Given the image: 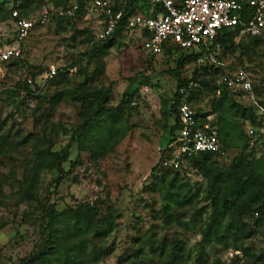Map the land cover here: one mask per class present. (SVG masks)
<instances>
[{"label":"rangeland","instance_id":"374dc122","mask_svg":"<svg viewBox=\"0 0 264 264\" xmlns=\"http://www.w3.org/2000/svg\"><path fill=\"white\" fill-rule=\"evenodd\" d=\"M18 1L27 2L30 8L46 3L54 6L56 2ZM0 2L9 9L17 0ZM36 12L31 15L36 16ZM104 22L103 11L88 0L73 27L62 30L51 22L33 30L21 45L24 59L44 74L52 69L58 74L65 68L64 81L54 83L43 79L37 98L27 94L7 98L8 88L33 77L26 65L9 67L0 63V222L6 224L0 229V264H21L44 244L40 210L30 208L22 196L25 168L36 151L47 147L49 141L59 150L70 144L71 155L64 163L60 182H56L57 171L43 173L41 197H49L58 211L78 201H99L102 212H106L109 203L117 212L116 227L110 235L106 238L88 235V250L96 247L107 249L108 253L96 261L84 256L82 264H163L165 258L169 260L180 248L186 264H201L200 258L205 264H264V208L243 217L246 228L237 249L232 239L220 243L214 233L208 234L211 219L209 203L205 200L207 180L199 169L187 166L173 188L170 179L163 184L156 179L157 171L153 168L161 159L169 132L161 121V107L164 100L173 103L176 97L177 80L171 71L176 68L177 56L164 53L151 58L143 49L144 31L128 26L106 56L104 70L96 72L94 65L87 67V59L82 55L89 48L86 38L90 33L97 37ZM14 33L10 19L0 22L2 44H16ZM78 58L82 62L72 66ZM226 63L231 68H246L260 92L258 98L264 100V45L250 55L239 49L227 57ZM193 69L194 65L188 64L182 75L189 77ZM87 79H91L90 84L83 90L112 84L110 104L114 106L119 104L124 92L137 90L139 97L131 105L136 107L129 119L132 129L124 138L120 137L122 140L117 135L111 136L108 126L101 122L83 140L85 149L79 152L78 128L84 112L82 102L73 99L70 91ZM221 91L217 88L215 92H204L194 103V109L212 112ZM58 93H64V97L54 105L52 100ZM231 95L236 102L251 107L248 96ZM218 112L221 111L213 112L208 120L217 122ZM257 116L258 124L233 118L243 136L231 132L229 144L215 158L221 166H229L238 155H247L264 172V115L257 110ZM122 125L127 127L124 120ZM251 129L254 133H250ZM98 144L105 150L103 156L91 152ZM78 154L80 162L72 166ZM227 222V219L222 221L221 230H225ZM83 237L67 243H72L68 252L74 258L82 255L83 250L77 244ZM163 246L166 257L160 256ZM60 253L64 252L47 256L54 264Z\"/></svg>","mask_w":264,"mask_h":264},{"label":"trees","instance_id":"16d2710c","mask_svg":"<svg viewBox=\"0 0 264 264\" xmlns=\"http://www.w3.org/2000/svg\"><path fill=\"white\" fill-rule=\"evenodd\" d=\"M74 1L79 4L77 15L73 18L65 17L55 19L53 23L56 24L57 28L66 30L67 28L73 27L77 19L84 13V8L88 0H56L55 3L53 2L55 7L60 8L67 7ZM47 5L46 3L38 7L30 8L31 6H29L27 2L17 0L14 6L7 9L6 6L0 2V22H4L8 19L13 22L12 12L14 10H18L21 16L28 18L32 17V12L36 10V15H39ZM151 5L150 0H129V11L130 13L149 15ZM159 11H161V8L155 7L152 14L156 15ZM244 12V20H248L253 17L254 9L245 6ZM107 24L108 18L105 16L103 26L105 27ZM39 25L40 24H36L34 29ZM126 28H128V25L124 17L117 26L115 32L106 40L99 41L97 37L90 33L89 37L86 38L87 43H89V48L82 55L87 59L88 68L94 65V71L102 72L104 70V60L106 56L109 54L110 50L116 46L117 37ZM217 45H220L219 51H216ZM263 45L264 40L262 38L250 35L240 36L238 29L224 28L219 31L209 49L203 48L200 50L185 51L180 46L171 44L166 45L162 53L168 54L169 56H177V59H175L176 68L171 71L177 80V91L173 103L166 100L162 103L161 121L164 123V127L169 129L168 142L163 149L158 165L153 168L155 172L157 171V174H154V172L153 174L162 184L170 179V185L173 188L177 184L179 178H181V175H184L187 166L199 169L207 180L205 200L209 203L208 207L211 219L208 226V234L214 233L220 243H226L229 239H232V245L237 249H239L237 242L246 228V223L242 220L243 217H247L253 212L264 208V172H261L253 162L249 160L247 155L236 156L227 167L221 166L215 158L220 156L225 146L229 144L231 132L237 133L240 137L243 136V134L239 132V124L233 121L234 117L248 119L254 124H258L259 122L257 108L252 104L251 107H246L236 102L231 93H240L230 90L225 85H220L218 80L220 76L225 74L230 75L236 69L231 68V65L226 63L228 56L239 49H242L245 53L250 55L251 53H255V48L262 47ZM0 46H5V44L0 42ZM154 56L155 55H152L151 58H154ZM77 62H82L81 58L75 60L71 65L75 66ZM2 63L9 67H22L26 65V67L30 69L29 72L33 77L32 84H29L28 78H26L24 82L17 84L15 87L8 88L5 91L7 98L23 96L22 94H27L32 98L39 97V92L42 89V84L39 80L45 72L30 65L24 59L23 54L18 58H12ZM188 64L194 65V69L189 77L182 75ZM243 69L246 70V68ZM64 70L65 68L52 78L47 79L46 82L51 81L57 83L64 81ZM246 71L250 74L252 79L255 98L264 104V100L258 98L260 92L255 86L252 74L248 70ZM90 81L91 79H87L79 85V88L70 91V95L73 99L82 102L84 112L83 121L78 128V132H80L79 152L85 149L83 140L93 129L98 127L101 122H104L105 125L108 126L111 136L115 137L117 135L119 138H124L127 132L132 129L129 119L132 112H135L136 107H131V105L133 102L136 103L135 98L139 97V91L137 90L134 92H124L119 104L114 106L110 104L112 100V84H109L108 87L100 86L91 90H83L90 84ZM216 82L218 84H216ZM191 83L193 86L189 88ZM183 87L188 89V95L186 97L184 94L180 93V89ZM217 88L222 89V96L220 99L214 101L212 112H203L200 109H194V103L197 102L201 94H204V92L207 93V91L215 92ZM63 97L64 93L56 94L52 100L53 104H58ZM183 99L194 109L198 126L204 128L207 124L209 126L208 130L214 131L217 134L221 142V148L217 152H200L191 155L178 169L164 168L162 166V161L173 152V147H170V145L176 138V133L181 127L178 105ZM218 110L221 111L218 112V121L212 122L211 119L208 120L209 116ZM123 120L126 122L127 127L122 125ZM121 138L120 140H122ZM100 145L98 144L97 148L91 150V152L99 153L98 155L103 156L105 150L102 151ZM70 149V144H67L59 150L49 141L47 147L36 151L34 158L32 161L28 162L25 168L24 191L22 197L30 208L33 210H40V219L44 227L45 235L43 239L44 244L41 246L40 250L35 251L29 257L25 258L21 264H47L49 262L53 264L52 259L47 256L48 253L52 252H64L60 253L58 260L54 262V264H82L84 256H87L88 258L86 259L88 260L96 261L99 257L108 253L107 249L102 250L94 247L92 250H88L86 246L89 241L88 235H93L95 238H106L114 231L117 212L111 203L106 204L105 213L102 212L99 201H78L74 206H69L62 211H58L55 204L50 202L49 197L42 198L40 195V183L45 171H57L59 176L56 182H60L61 175H63L65 171L64 163L69 160L71 155ZM80 157V154H78L71 165H78ZM31 214L32 213H29L28 216H31ZM226 219L228 222L225 226V230H221L223 226L222 221ZM5 225L6 224L0 222V229ZM60 225L64 227L62 226V228ZM81 237L83 238L77 245H79L83 252L82 255L74 258V256H71L68 252L72 243H67L73 240V238ZM181 250L182 248L178 250V253H173L169 260L165 258L163 264H186V260H184L185 254H183V251L180 252ZM166 253V248L163 246L160 251V256L166 257ZM199 261H201V264H205L202 258H200Z\"/></svg>","mask_w":264,"mask_h":264},{"label":"built area","instance_id":"2783aa9c","mask_svg":"<svg viewBox=\"0 0 264 264\" xmlns=\"http://www.w3.org/2000/svg\"><path fill=\"white\" fill-rule=\"evenodd\" d=\"M91 4L100 8L108 18V24L101 29L97 40L110 37L125 17L129 27H138L144 31L143 49L151 55H159L166 45L174 44L185 51L209 49L220 30L233 28L239 35H250L264 40V0H150L149 15L130 13L129 0H90ZM245 6L254 9L253 17L244 20ZM153 7V8H152ZM155 7H160L153 15ZM79 4L72 2L67 7L57 8L47 5L39 15L30 18L21 16L18 10L12 12L15 27V43L0 46V63L22 55L21 44L30 35L36 24L44 25L57 18H73L77 15ZM220 50L217 45L216 51ZM57 74L55 69L43 74L39 82L42 84ZM42 81V82H41ZM30 84L32 78H28ZM218 83L230 90L249 97V101L264 115V106L255 98L250 74L243 68H236L230 75L220 76ZM193 84L189 85V88ZM180 93L186 97L188 89L183 87ZM181 127L171 143L173 152L162 161L164 168L178 169L186 159L200 152H217L221 142L217 134L198 126L195 111L187 101L178 105ZM250 133H254L251 129Z\"/></svg>","mask_w":264,"mask_h":264},{"label":"crops","instance_id":"0c3cea01","mask_svg":"<svg viewBox=\"0 0 264 264\" xmlns=\"http://www.w3.org/2000/svg\"><path fill=\"white\" fill-rule=\"evenodd\" d=\"M146 52V51H145ZM147 53V52H146Z\"/></svg>","mask_w":264,"mask_h":264}]
</instances>
